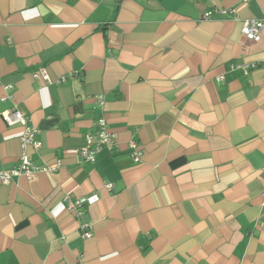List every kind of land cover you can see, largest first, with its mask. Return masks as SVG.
Instances as JSON below:
<instances>
[{
  "label": "crops",
  "instance_id": "0c3cea01",
  "mask_svg": "<svg viewBox=\"0 0 264 264\" xmlns=\"http://www.w3.org/2000/svg\"><path fill=\"white\" fill-rule=\"evenodd\" d=\"M249 19L264 0H0V114L28 115L48 169L0 181V264H264V29L247 40ZM100 118L116 148L86 162ZM20 135L0 117V173Z\"/></svg>",
  "mask_w": 264,
  "mask_h": 264
},
{
  "label": "built area",
  "instance_id": "2783aa9c",
  "mask_svg": "<svg viewBox=\"0 0 264 264\" xmlns=\"http://www.w3.org/2000/svg\"><path fill=\"white\" fill-rule=\"evenodd\" d=\"M243 4H246L249 0H241ZM220 14H230L233 12L232 10H219ZM211 11L204 12L201 14L202 19H210ZM264 29V23L261 21H257L254 19L244 20L242 23L241 32L243 36L252 42H258L261 38V32ZM245 72H246V68ZM33 78L37 80H41L46 84H51L49 77L44 68H39L37 72L33 74ZM221 79V78H219ZM65 79L61 78L57 80V84L64 83ZM5 90H9L10 86L4 87ZM8 99L1 98V101ZM99 104L102 102L100 98H98ZM1 119L8 127L18 126L21 128L20 135V146H21V154L19 157V162L15 168L8 172L0 173V181L2 184H9L14 177L23 176L27 179H31L36 172L47 171V168L38 169L30 161V156L27 152V148L30 146L34 150H38L40 147L39 142L35 141V136L37 134V129L31 125L30 119L27 114L19 111L17 108L13 107L8 109L0 114ZM116 148V138L115 135L109 130L106 120L100 118L96 122V133L95 134H87L85 136V144L79 150V157L82 158L86 162L93 163L95 161L96 155L102 150H106L108 152H112ZM130 158L134 161H138L142 156V148L136 143H130ZM105 188L107 190H111L113 188L112 184H106ZM96 197L92 196L90 198H86L84 200H76L73 203H68V211L76 212L77 217H81L82 213L80 212L81 206L85 203L87 205H92L96 202ZM89 227V228H88ZM88 228V230L86 229ZM84 232H82V238L89 239L91 238V229L89 225L84 226Z\"/></svg>",
  "mask_w": 264,
  "mask_h": 264
}]
</instances>
